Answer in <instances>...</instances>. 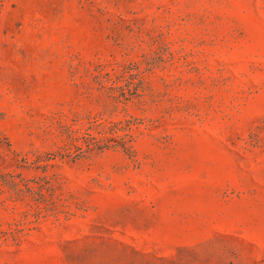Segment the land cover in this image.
Masks as SVG:
<instances>
[{"label": "rangeland", "instance_id": "1", "mask_svg": "<svg viewBox=\"0 0 264 264\" xmlns=\"http://www.w3.org/2000/svg\"><path fill=\"white\" fill-rule=\"evenodd\" d=\"M0 264H264V0H0Z\"/></svg>", "mask_w": 264, "mask_h": 264}]
</instances>
